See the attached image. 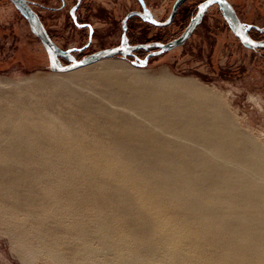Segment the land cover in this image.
I'll use <instances>...</instances> for the list:
<instances>
[{
    "label": "bare ground",
    "instance_id": "1",
    "mask_svg": "<svg viewBox=\"0 0 264 264\" xmlns=\"http://www.w3.org/2000/svg\"><path fill=\"white\" fill-rule=\"evenodd\" d=\"M110 59L0 81L12 246L76 264H264L263 143L217 90Z\"/></svg>",
    "mask_w": 264,
    "mask_h": 264
},
{
    "label": "rangeland",
    "instance_id": "2",
    "mask_svg": "<svg viewBox=\"0 0 264 264\" xmlns=\"http://www.w3.org/2000/svg\"><path fill=\"white\" fill-rule=\"evenodd\" d=\"M39 14L52 40L69 49L77 59L120 42L122 19L129 11L141 9L138 0H82L75 18L70 15L77 0H28ZM158 20L169 15L175 0H144ZM201 0L183 2L172 23L156 27L139 16L128 20L129 43L169 41L182 33ZM239 18L264 27V0H228ZM255 39L264 33L250 31ZM139 58L145 52L135 53ZM63 64L68 58H59ZM110 60L128 62L149 75L160 71L175 77H190L217 90L236 121L264 145V48H247L233 34L221 9L211 5L186 42L161 55L151 57L146 66L114 56ZM62 72L49 68L47 52L27 20L10 0H0V81L3 88L29 85L34 80L61 79ZM6 84H5V83ZM14 83V84H13ZM17 83V84H16ZM21 83V84H20ZM12 86V87H13ZM0 264H76L41 255L24 260L12 246L0 225ZM87 264V263H84Z\"/></svg>",
    "mask_w": 264,
    "mask_h": 264
},
{
    "label": "water",
    "instance_id": "3",
    "mask_svg": "<svg viewBox=\"0 0 264 264\" xmlns=\"http://www.w3.org/2000/svg\"><path fill=\"white\" fill-rule=\"evenodd\" d=\"M16 8L20 11L22 16L27 20L31 32L39 38L45 51L47 52L49 68L52 71H68L78 67H82L93 62H97L101 59L112 58L114 56H121L127 59L129 56L136 58L132 60L135 66H146L148 60L151 57L161 55L177 46H180L186 42L189 36L192 34L196 26L201 22L207 9L213 5L217 4L221 9L225 19L227 20L231 31L239 39V41L247 48L258 49L264 48V38L255 39L250 35L251 29H256L257 31L264 33V27H259L255 24L243 22L233 5L228 0H203L197 6L196 13L189 20L188 24L177 37L166 41H150L142 43H129L127 36L128 25L127 22L130 17L137 15L143 21L156 26L165 27L172 23L176 16V13L180 5L186 0H175L173 6L170 10L169 15L164 20H158L152 13V11L146 6L144 0H138L141 10H132L126 13L122 19V33L120 37V42L114 46H109L95 50L88 55L77 59L73 56L69 49L60 48L50 37L48 31L46 30L39 14L33 9L28 0H10ZM82 0H77L76 4L70 11L72 18H75V11L80 5ZM138 50L147 51L143 58L136 56L135 52ZM60 57L68 58L69 62L63 64L60 61Z\"/></svg>",
    "mask_w": 264,
    "mask_h": 264
},
{
    "label": "flooded vegetation",
    "instance_id": "4",
    "mask_svg": "<svg viewBox=\"0 0 264 264\" xmlns=\"http://www.w3.org/2000/svg\"><path fill=\"white\" fill-rule=\"evenodd\" d=\"M201 1H203V0H201ZM201 1H200V2H201ZM184 2H185V1H184ZM200 2H199V3H200ZM197 6H198V5H197ZM140 7H141V6H140ZM76 10H77V9H76ZM136 10H141V9H136ZM205 13H206V12H205ZM176 14H177V13H176ZM173 20H174V19H173ZM127 23H128V22H127ZM127 30H128V29H127ZM251 30H253V29H251ZM251 30H250V31H251ZM255 30H256V29H255ZM141 51L145 52V54L147 53V51H144V50H138V51H136L135 53H138V52H141Z\"/></svg>",
    "mask_w": 264,
    "mask_h": 264
}]
</instances>
